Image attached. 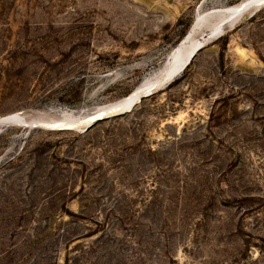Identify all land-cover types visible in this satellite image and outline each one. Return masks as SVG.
Masks as SVG:
<instances>
[{"label":"rangeland","instance_id":"rangeland-1","mask_svg":"<svg viewBox=\"0 0 264 264\" xmlns=\"http://www.w3.org/2000/svg\"><path fill=\"white\" fill-rule=\"evenodd\" d=\"M240 1L0 0V117L94 112L155 74L198 10ZM255 9L129 112L0 127V264H264Z\"/></svg>","mask_w":264,"mask_h":264},{"label":"bare ground","instance_id":"bare-ground-1","mask_svg":"<svg viewBox=\"0 0 264 264\" xmlns=\"http://www.w3.org/2000/svg\"><path fill=\"white\" fill-rule=\"evenodd\" d=\"M260 5H264V0H241L240 2L234 5L226 7L224 6L221 8H213L207 11L198 10L195 14L191 31H189L182 38V40L167 53L162 67L155 74H152V76L143 79L125 96L111 103L95 107L96 109H93L95 110L94 112H89V114H81L79 113L80 110L78 112H75L73 110H65L61 112L62 115H59L60 117L55 119H49L46 121L26 118L23 113H15L11 115H13V118L18 122H36V127L43 129L57 130L62 128L81 132L83 131V127L88 125L91 121L95 120V118L104 119L114 113L121 114V111L125 109L126 110L123 111V113L129 112L138 102H140L139 99L144 96H147L146 94L151 95L150 92H152L153 90L158 89L160 86L164 87L169 82L174 81L175 78L179 76L188 67L193 57L201 49H203L204 46L206 47L208 43H211L215 39L220 37L223 34V30L225 28L232 27L233 23L237 19L239 20V17L242 14L247 11L253 12V10ZM201 26L202 28L206 27L208 37L206 35L203 38H194L192 36V33L195 29H199ZM214 32H216L215 36H211L212 34L214 35ZM219 33L221 34L218 35ZM200 44H202V46L195 51L189 63L186 64L190 55ZM132 103L134 104L132 105ZM11 125L26 128L33 127L25 126L17 122L11 123ZM2 126L4 125L0 124V127Z\"/></svg>","mask_w":264,"mask_h":264},{"label":"water","instance_id":"water-1","mask_svg":"<svg viewBox=\"0 0 264 264\" xmlns=\"http://www.w3.org/2000/svg\"><path fill=\"white\" fill-rule=\"evenodd\" d=\"M209 13H212V12H209ZM209 13H208V15H209ZM215 34H216V32H214V35L212 34L211 36H215ZM221 33H219L218 35H220ZM210 37V36H209ZM202 46V44H200L194 51H193V53L190 55V57H189V59L187 60V62H186V64L187 63H189V61H190V59L193 57V55H194V53H195V51L197 50V49H199L200 47ZM194 58V57H193ZM185 64V65H186ZM184 65V66H185ZM151 93V92H150ZM146 95H148V94H146ZM143 98V97H142ZM141 98V99H142ZM141 99H139V100H141ZM134 103H132V105H133ZM131 105V106H132ZM130 106V107H131ZM129 107V108H130ZM126 110V109H125ZM125 110H123V111H125ZM123 111H121V113H123ZM120 113V112H119ZM117 114V113H116ZM112 115H115V113L114 114H112ZM108 117V116H107ZM98 120H101V119H98V118H95V120H93V121H91L88 125H86L85 127H83V131H85L88 127H90V126H92L95 122H97ZM15 122H17V123H21V124H23V125H25V126H33V127H36V125H35V123L36 122H24V121H21V122H18V121H16L14 118H13V115H7V116H5V117H2V118H0V124H3V125H6V124H11V123H15ZM60 129H62V128H60Z\"/></svg>","mask_w":264,"mask_h":264}]
</instances>
